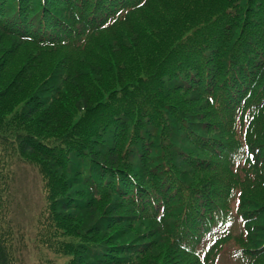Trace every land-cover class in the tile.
<instances>
[{
	"label": "trees",
	"instance_id": "trees-1",
	"mask_svg": "<svg viewBox=\"0 0 264 264\" xmlns=\"http://www.w3.org/2000/svg\"><path fill=\"white\" fill-rule=\"evenodd\" d=\"M115 1L0 0V34L40 49L72 46L82 37L88 44L93 33L132 27L135 16L157 5ZM161 20L163 30L150 21V28L129 38L132 48L120 46L124 64L109 59L72 66L70 73L47 66L27 89L26 80L38 76L32 74L35 63L30 61L31 73L22 66L12 76L13 53H0V142L13 138L20 156L42 166L57 227L80 238L64 245L74 256L71 264H181L193 256L199 242L185 233L186 211L178 197L168 198L173 172L180 177L198 166L182 155L185 144L196 145L189 139L194 129L183 122L184 100L220 106L227 91L245 84H254L264 98V0H182ZM5 75L10 80H1ZM133 87L139 88L132 104L125 96ZM51 138L64 148L49 147ZM0 166L5 168L1 160ZM258 208L243 214L247 237L237 239L240 264H264L257 232L264 213ZM8 225V235L0 230V264L18 262L22 240ZM211 237L213 243L223 240L219 232Z\"/></svg>",
	"mask_w": 264,
	"mask_h": 264
},
{
	"label": "rangeland",
	"instance_id": "rangeland-1",
	"mask_svg": "<svg viewBox=\"0 0 264 264\" xmlns=\"http://www.w3.org/2000/svg\"><path fill=\"white\" fill-rule=\"evenodd\" d=\"M107 1L117 5L115 0ZM179 2L182 0H156V9L141 17L135 16L132 27L121 24L113 31L95 32L88 44L87 37H82L72 42V46L40 49L0 34V53L7 51L6 57H9V52L13 53L10 61H14V66L8 72L12 76L22 66L31 68V73L30 61L35 63L32 74L38 76L26 80L25 89L44 77L43 70L47 66L60 65L70 73L75 69L72 66L94 65L109 59L124 64L126 58L119 55L120 46L132 48L129 38L136 36L137 29L150 28V21L154 20L156 29L163 30L165 21L157 20ZM212 2L216 5L218 0ZM213 6H208L206 10ZM111 9L113 7L106 13ZM150 30L153 32V29ZM256 72L251 83L259 75V71ZM1 80H10V76L5 75ZM254 86L245 84L235 92L227 91L220 106H216L214 100L210 103L198 99L186 101L181 96L189 103L182 111L186 116L183 122H189L190 128L194 129L189 133V139L196 144H185L188 152L182 155L185 154L184 158L190 162L198 161V166L194 170L186 169L185 175L179 174L181 178L173 172L168 198L173 201L178 197V207L182 208V212L186 211L185 233L191 243L199 242L197 248L191 250L193 256L182 257L181 264H185L186 259L191 264H240L238 255L243 256L239 252L242 245L237 239L247 237L243 214L253 207H259V213H264V98L259 89L254 91ZM139 87H133L135 92L134 89L126 91L128 95L125 97L132 104L131 95H136ZM21 108L22 104L18 106V112ZM65 111L67 118L71 111L68 107ZM183 136L187 138L185 134ZM9 140L8 145L0 142V160L5 164L3 169L0 166V191L3 190L0 204L6 203L5 208L0 207V230L3 235H8L10 223L17 230L19 242L22 240L17 247L19 257L16 264H71L74 256L64 249V245L76 244L80 238L57 227L50 210V191L42 166L25 160L17 150L16 141L11 137ZM47 142L56 150L61 146L64 148L55 138ZM258 151H263L259 165L256 163ZM239 182H243V186L236 188ZM261 229L257 232L263 243L264 226ZM215 232L223 238L219 243H213L211 236ZM199 236H204L202 241H199Z\"/></svg>",
	"mask_w": 264,
	"mask_h": 264
}]
</instances>
